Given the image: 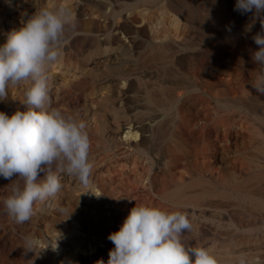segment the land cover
<instances>
[{
    "label": "bare ground",
    "instance_id": "1",
    "mask_svg": "<svg viewBox=\"0 0 264 264\" xmlns=\"http://www.w3.org/2000/svg\"><path fill=\"white\" fill-rule=\"evenodd\" d=\"M61 4L74 26L47 69L50 105L86 121L90 183L59 173L61 191L17 224L2 204L17 176L0 177V264H107L136 205L187 213L182 239L218 264H264L259 20L236 0H0V45ZM26 88L9 85L0 112L26 111Z\"/></svg>",
    "mask_w": 264,
    "mask_h": 264
},
{
    "label": "clouds",
    "instance_id": "2",
    "mask_svg": "<svg viewBox=\"0 0 264 264\" xmlns=\"http://www.w3.org/2000/svg\"><path fill=\"white\" fill-rule=\"evenodd\" d=\"M5 3L11 6V0ZM234 10L241 15L251 13L253 23L259 20L261 24V31L252 36L258 50L251 58L260 70L253 88L264 95V0H236ZM253 23L246 25L245 32H251ZM68 26H74L68 7H41L0 45V100L8 97L9 85H27L23 102L27 110L11 116L0 112V177L12 180L17 176L6 186L11 191L2 204L17 224L34 215L37 203L61 191L59 173L75 176L85 187L90 183L93 164L86 121L50 105L47 69L57 60ZM190 231L187 213L136 205L119 230L107 237L114 245L107 264H218L208 248L184 242L183 234ZM26 241L34 244L29 238ZM240 264H245L243 259Z\"/></svg>",
    "mask_w": 264,
    "mask_h": 264
}]
</instances>
